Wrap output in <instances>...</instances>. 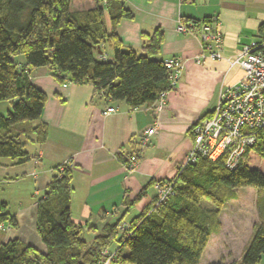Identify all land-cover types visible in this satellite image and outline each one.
<instances>
[{
    "label": "trees",
    "instance_id": "1",
    "mask_svg": "<svg viewBox=\"0 0 264 264\" xmlns=\"http://www.w3.org/2000/svg\"><path fill=\"white\" fill-rule=\"evenodd\" d=\"M73 1L0 0V103L12 105L6 115L0 112V158L16 165L31 160L30 142L42 145L48 138L46 124L34 125L47 102L46 93L31 78L35 69L45 67L60 83L90 86L95 97L124 102L133 110L151 107L170 89L165 60L155 58L164 42L162 30L147 35L139 53L125 48L117 34L120 21L134 17L125 8L127 0H94V7L82 11L72 10ZM263 33L264 24L262 40ZM106 44L113 58L101 60ZM252 152L264 161V130L235 169L227 167L224 156L215 161L198 159L176 176L175 193L166 202L155 206V201L121 234L120 224L133 205L125 202L124 216L100 231L95 228L91 243L83 233L93 226L72 219L73 173L66 168L37 201L36 231L45 251L11 238L0 244V264H103V253L114 246L115 262L124 264H200L212 235L219 231L225 204L236 198L235 191L256 187L264 193V170L247 164ZM257 205L263 216L264 197ZM19 226L9 204L1 202L0 231ZM263 258L264 224L260 223L254 225L252 241L239 264H261Z\"/></svg>",
    "mask_w": 264,
    "mask_h": 264
},
{
    "label": "crops",
    "instance_id": "2",
    "mask_svg": "<svg viewBox=\"0 0 264 264\" xmlns=\"http://www.w3.org/2000/svg\"><path fill=\"white\" fill-rule=\"evenodd\" d=\"M73 3V11L83 10H74ZM124 5L134 14L117 26L125 48L143 53L146 36L160 29L164 42L155 58L180 56L185 60L178 85L165 108L158 114L152 106L133 110L124 102L108 101L103 95L95 97L90 86L60 83L47 68H38L31 72V78L46 93L47 102L41 120L34 125H47V141L42 145L31 142L27 149L32 158L27 163L0 161V181L28 178L34 173L35 190L42 195L57 168L70 162L72 219L90 227L104 212L108 215L106 223L117 222L127 210L125 202L133 203L123 220L127 222L153 206L158 195L157 183L178 175L192 146V125L213 113L223 89L243 79L244 71L239 66L231 67L228 60L235 58L244 44L262 40L264 0H127ZM215 16L221 21L225 39L223 58L197 64L193 57L200 50V40L178 32V24ZM106 23L111 24L108 16ZM104 47L108 58H113L109 45ZM109 107L116 108V112L105 114ZM156 122L160 132L144 148L138 169L128 172V157L140 146L142 132ZM36 211L37 206L33 220L20 212V234L14 231L10 236L28 242V234L23 231L27 224L35 232L39 249L44 251L36 231ZM130 214L135 215L126 220ZM84 232L92 234V240L97 235L93 230Z\"/></svg>",
    "mask_w": 264,
    "mask_h": 264
},
{
    "label": "built area",
    "instance_id": "3",
    "mask_svg": "<svg viewBox=\"0 0 264 264\" xmlns=\"http://www.w3.org/2000/svg\"><path fill=\"white\" fill-rule=\"evenodd\" d=\"M220 26L221 21L216 16L199 23L189 21L178 24V32L195 35L200 40V50L193 57L197 64L223 58L225 39ZM99 58L110 59L106 54H100ZM228 62L231 67L239 66L245 75L239 82L221 91L218 106L210 116L192 125V146L178 175L200 158L215 161L224 156L227 167L235 169L248 148L257 143L258 133L264 130V39L244 44L236 57L229 59ZM184 64L185 60L180 56L165 60V66L170 71V89L164 91L152 105L156 114L165 108L170 93L176 89ZM114 112L116 108L109 107L105 114ZM159 132L158 122L142 132L140 146L128 157L126 168L129 172L138 169L144 148ZM176 178L157 183L158 195L155 206L166 202L174 195ZM128 227L129 224L125 225V230ZM103 254L106 259L108 258L103 264H107L108 261V264H112L116 259L115 252L110 251L107 257L106 251Z\"/></svg>",
    "mask_w": 264,
    "mask_h": 264
},
{
    "label": "rangeland",
    "instance_id": "4",
    "mask_svg": "<svg viewBox=\"0 0 264 264\" xmlns=\"http://www.w3.org/2000/svg\"><path fill=\"white\" fill-rule=\"evenodd\" d=\"M93 4L95 6L93 0H77L75 4L73 3V9L78 10L82 8L83 10H86L87 8L92 7ZM104 52L106 53V50H104ZM11 108V103H0V112H2L4 115H6L7 111ZM31 145L32 144L30 142L28 145L29 148H31ZM6 160L9 161L10 159L0 158L1 162H4ZM127 164L128 160L125 165ZM247 164L251 168L264 170V161L254 152L250 153ZM66 168H71L70 162L60 165L57 168V170L59 169V172L57 171V173H63ZM32 175L35 176L34 173ZM33 176L8 182L0 181V203H8L9 211L13 214L19 215L20 212H25L27 217L29 215L31 220H33L32 214L35 212L37 201L44 195H42L41 192H36ZM35 192L37 194H35ZM235 192L236 198L229 200L222 210L220 216L221 226L219 228V231L215 232L212 235L209 244L204 251L200 264H212L217 262L224 264H239L247 246L252 241L254 225L260 223L264 224V215L261 216L259 214L257 205L258 198L264 197V193L256 187H242L237 189ZM204 205L205 207L211 206V204L208 202H204ZM134 215L135 214H130L129 217L127 216L128 219L126 220L132 219ZM106 216L108 215L106 212H104L101 216L98 217L96 223L94 225H91L93 226V231H96L94 230L95 228L100 231L104 227V225L107 224L105 221ZM117 220L118 217L115 218L114 222ZM128 224H130V222L122 221L119 227V231L121 234H125V225ZM27 226L28 225L25 224V230H23L26 234H28V242L26 243L34 248L36 247L39 249L35 240V232L31 227ZM14 231L17 234H20L18 233L20 231V226L17 229L9 227L6 228V230L0 231L2 232L0 233V244L3 241H8L9 239H11V234ZM83 236L87 240V242L91 243L93 238L92 234H90L89 232H84ZM8 237L9 239L7 240ZM116 247L117 246L107 249L106 257L108 256L110 251L114 253ZM107 259L105 258V256H103L102 262L104 263V261H107ZM115 261L116 260H114V264H124L120 263L119 261ZM261 264H264V258L262 259Z\"/></svg>",
    "mask_w": 264,
    "mask_h": 264
},
{
    "label": "water",
    "instance_id": "5",
    "mask_svg": "<svg viewBox=\"0 0 264 264\" xmlns=\"http://www.w3.org/2000/svg\"><path fill=\"white\" fill-rule=\"evenodd\" d=\"M263 39H264V33H263Z\"/></svg>",
    "mask_w": 264,
    "mask_h": 264
}]
</instances>
